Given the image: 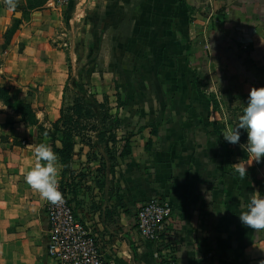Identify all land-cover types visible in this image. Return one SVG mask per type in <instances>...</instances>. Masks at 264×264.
Returning a JSON list of instances; mask_svg holds the SVG:
<instances>
[{"label":"crops","instance_id":"obj_1","mask_svg":"<svg viewBox=\"0 0 264 264\" xmlns=\"http://www.w3.org/2000/svg\"><path fill=\"white\" fill-rule=\"evenodd\" d=\"M62 12L80 40L72 49L82 82L119 120L114 139H76L68 170L77 179L65 189L103 263L264 264V229L239 220L248 198L264 195V157L251 161L243 129L237 144L223 137L250 90L264 87V0H70ZM39 29L26 22L20 35ZM70 48L47 50L49 97L64 94ZM154 198L171 206L158 247L136 227L138 208ZM22 236L1 264H58L33 232Z\"/></svg>","mask_w":264,"mask_h":264},{"label":"rangeland","instance_id":"obj_2","mask_svg":"<svg viewBox=\"0 0 264 264\" xmlns=\"http://www.w3.org/2000/svg\"><path fill=\"white\" fill-rule=\"evenodd\" d=\"M16 8L9 9L5 2L7 15L1 20L0 12V84L16 95L18 103L29 104L38 119V126L55 133L53 123L60 118L63 110L65 123L59 129L73 131L80 139L92 135L91 127L98 121L93 107L77 97L75 90L66 85L64 94L59 98L46 95L42 88L44 82L40 74L48 72L46 65L47 50L60 44L70 45L68 61H64V74L77 77V68L73 58L74 47L80 43L77 36L68 34L64 27L66 6L50 5V0H16ZM44 8H46V13ZM54 10V14H51ZM38 12H42L40 18ZM37 17V18H36ZM26 22L38 23L40 31L35 37L20 35ZM25 32V31H24ZM27 40V42L25 41ZM38 77L34 79L33 73ZM70 82V79L68 80ZM47 86H49L47 84ZM100 111V110H99ZM63 118V119H64ZM55 139L38 131L34 126L23 122L22 118L0 101V255H13L19 249L18 240L23 234L34 233L35 242L42 244L46 251L48 232H46V206L50 202L33 189L25 180L26 173L35 165L34 149L43 143L53 151L59 146L61 132L55 133ZM55 153V152H54ZM56 154V153H55ZM57 155V154H56ZM58 189L66 192L77 179L75 172L60 166L57 155ZM66 189V190H65ZM47 217V216H46ZM47 235V238L45 237ZM47 254V252H46ZM3 260L1 263H5ZM11 264V263H9Z\"/></svg>","mask_w":264,"mask_h":264},{"label":"built area","instance_id":"obj_3","mask_svg":"<svg viewBox=\"0 0 264 264\" xmlns=\"http://www.w3.org/2000/svg\"><path fill=\"white\" fill-rule=\"evenodd\" d=\"M69 1L50 0V5L66 6ZM59 191L62 199L55 203L49 202L45 208L48 224L47 255L58 264H104L94 235L76 217L65 192ZM170 217L171 206L168 201L150 199L138 208L136 227L142 237L154 247H158ZM214 257V249L206 253L207 261Z\"/></svg>","mask_w":264,"mask_h":264},{"label":"clouds","instance_id":"obj_4","mask_svg":"<svg viewBox=\"0 0 264 264\" xmlns=\"http://www.w3.org/2000/svg\"><path fill=\"white\" fill-rule=\"evenodd\" d=\"M9 9L16 8V0H5ZM242 114L235 127L223 133L225 141L237 144L240 140V130L247 134V143L244 146L251 156V161L259 163L264 157V87L252 88ZM35 165L25 176L26 182L41 196L50 202H58L62 194L58 190L57 182V155L46 144H39L34 149ZM237 172L241 178L247 174L245 165ZM241 224L247 228L264 229V195L255 193L248 198L243 210L239 214Z\"/></svg>","mask_w":264,"mask_h":264},{"label":"trees","instance_id":"obj_5","mask_svg":"<svg viewBox=\"0 0 264 264\" xmlns=\"http://www.w3.org/2000/svg\"><path fill=\"white\" fill-rule=\"evenodd\" d=\"M69 79L70 82H68ZM66 85H70L72 89L75 90L76 96L81 98L84 103L90 104L93 107L95 114L98 116L97 123L92 125L91 127L92 132H94L95 138L98 139V141L114 139V135L110 132L119 124V120L117 117H113L108 113V105L106 101H104L103 103H97L95 101V99L92 97V94L87 90L85 84L82 82L81 72H77V77H68ZM0 101H2L4 105L17 113L22 118L23 122L36 127L38 131L43 132L45 135L51 136V138L55 139V133L60 131L61 137L60 139H58L59 146H54L53 151L58 155L59 163L64 168H68L70 166V163L72 161L73 147L78 137L73 131H70L68 129L61 131L59 129L60 123H65L63 110L60 111V118L56 120L52 125L55 128V133H51L50 131H46V129L40 128L38 126L37 116L28 103H18L17 96L12 95L9 89L2 86L1 84ZM226 145L227 143L223 142V148L226 149V154L229 155ZM128 149L129 147L126 145L122 154H128ZM109 161L111 162L109 167V170L111 172L113 171L115 161L113 157H110Z\"/></svg>","mask_w":264,"mask_h":264}]
</instances>
